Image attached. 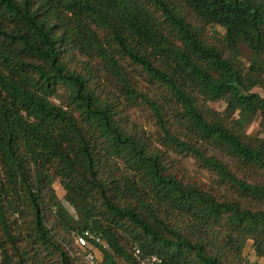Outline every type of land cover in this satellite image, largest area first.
<instances>
[{
	"label": "trees",
	"instance_id": "obj_1",
	"mask_svg": "<svg viewBox=\"0 0 264 264\" xmlns=\"http://www.w3.org/2000/svg\"><path fill=\"white\" fill-rule=\"evenodd\" d=\"M126 63L161 97L137 87ZM257 88L264 0H0V264H80L76 239L100 264H263L244 255L252 241L264 260ZM135 105L150 109L160 145L127 115ZM256 116L262 130L250 135ZM172 152L230 194L179 178Z\"/></svg>",
	"mask_w": 264,
	"mask_h": 264
},
{
	"label": "rangeland",
	"instance_id": "obj_2",
	"mask_svg": "<svg viewBox=\"0 0 264 264\" xmlns=\"http://www.w3.org/2000/svg\"><path fill=\"white\" fill-rule=\"evenodd\" d=\"M216 29L219 32L222 31V29L219 27H216ZM125 66L130 74V78L137 87L149 92L152 96H156L158 98L161 97V90L158 87L150 85L147 82L145 76L137 69L135 65L126 63ZM97 68L98 70H100L101 66L98 64ZM101 81L108 87H112L103 72H101ZM256 92L264 96V91L262 89L257 88ZM53 100L58 104L60 103V101L56 98H53ZM211 106L218 110H222L224 108V105L221 104H212ZM126 113L132 121L136 122L142 129L146 131V133H148V135L152 138L154 144L160 145V132L157 128L156 121L147 106L135 105L127 109ZM261 123L262 120L260 116L254 117L252 121H250L246 126V132L250 135L260 134L262 130ZM178 133L181 138L186 139L187 133L183 129H179ZM217 154H219V156L223 158L225 162L229 163L230 166L241 176H245L244 172L239 170L238 167L233 164V161L229 157H225L220 153ZM171 157L172 160H174L173 165L178 174V177L183 179L185 182L195 183L198 186H201L206 190L213 191L219 195L230 194L228 186L224 183H221L214 172L203 168L200 162L194 157L177 154L174 152L171 153ZM112 165L117 172L120 181L123 184L129 185V183L132 181L133 175L127 172L124 166L119 162H114ZM55 187L60 199L64 202V205L69 210V212L73 215H77L76 209L66 201V192L61 187L60 183H56ZM72 247L74 249L73 252L79 258L80 264H100L102 262L103 256L101 252L91 244L84 245L82 244V242H80L79 239H76L72 242ZM244 255L252 262L259 261L264 264V260L256 255L252 241L247 242V244L245 245ZM119 264L129 263L122 259L119 261Z\"/></svg>",
	"mask_w": 264,
	"mask_h": 264
},
{
	"label": "built area",
	"instance_id": "obj_3",
	"mask_svg": "<svg viewBox=\"0 0 264 264\" xmlns=\"http://www.w3.org/2000/svg\"><path fill=\"white\" fill-rule=\"evenodd\" d=\"M80 242H82V244H85V241L83 239H80ZM138 253L139 251L136 252V254ZM142 264H161V261L158 257H150L146 260H143Z\"/></svg>",
	"mask_w": 264,
	"mask_h": 264
}]
</instances>
